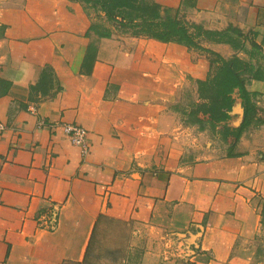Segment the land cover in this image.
<instances>
[{"label": "crops", "instance_id": "0c3cea01", "mask_svg": "<svg viewBox=\"0 0 264 264\" xmlns=\"http://www.w3.org/2000/svg\"><path fill=\"white\" fill-rule=\"evenodd\" d=\"M153 1L256 31L264 48V0ZM97 16L0 0V264H80L95 233L122 264H264V81L246 84L248 107L235 89L223 131L202 130L187 117L207 56L115 27L100 37ZM63 123L88 130L87 152ZM111 230L129 242L106 243Z\"/></svg>", "mask_w": 264, "mask_h": 264}, {"label": "trees", "instance_id": "16d2710c", "mask_svg": "<svg viewBox=\"0 0 264 264\" xmlns=\"http://www.w3.org/2000/svg\"><path fill=\"white\" fill-rule=\"evenodd\" d=\"M75 1L81 2L89 15L92 12L97 13V19L91 24L89 31L100 37H110L115 27L121 32L138 37L177 42L206 54L210 62L209 71L206 78L197 80L196 98L187 117V121L198 125L202 130L215 129L219 123L230 118L236 88L248 107L250 95L246 84L251 80L264 81V48L255 39L256 31L245 32L233 25L223 30L209 29L188 20L180 14L179 9L162 6L153 0ZM207 43L228 44L235 53L225 57L207 46ZM95 52L96 45L91 43L87 55L94 58ZM247 107V122H243L240 131H243L250 121V109ZM102 220L117 222L106 216H103ZM98 258L117 261L118 251L112 247H103L95 233L87 255L80 264H90Z\"/></svg>", "mask_w": 264, "mask_h": 264}, {"label": "rangeland", "instance_id": "374dc122", "mask_svg": "<svg viewBox=\"0 0 264 264\" xmlns=\"http://www.w3.org/2000/svg\"><path fill=\"white\" fill-rule=\"evenodd\" d=\"M205 54V53H204ZM206 55V54H205ZM230 56H232V55H226V57H230ZM262 61L264 62V59H262ZM209 62V61H208ZM209 65H210V62H209ZM191 88H189V90H190ZM189 95H188V91H184V92H182V97H181V100H180V105L182 106V107H187L188 106V103H189ZM223 124V123H222ZM222 124H218L217 126H219V128H215V129H211V128H207V129H209L211 132H213V133H215L216 134V130H219V132L218 133H220V131H223V129L225 128V126L223 127V126H221ZM114 234L115 235H117L116 234V232L114 231V230H111V231H109V234L107 235V238H106V240H105V242L106 243H110V244H112V245H116L117 243H118V245H119V242H122L123 243V245H125L126 243H128L129 242V239L127 240V239H120L119 238V240H117V239H115L114 238ZM148 234V230H144L143 231V235H147ZM262 237V236H261ZM123 238H125V237H123ZM263 238H264V232H263ZM141 241L142 242H145V241H147V237H141ZM67 264H72V263H67ZM90 264H122V261L121 260H117V261H107V260H100L99 258L98 259H94L93 261H92V263H90Z\"/></svg>", "mask_w": 264, "mask_h": 264}, {"label": "built area", "instance_id": "2783aa9c", "mask_svg": "<svg viewBox=\"0 0 264 264\" xmlns=\"http://www.w3.org/2000/svg\"><path fill=\"white\" fill-rule=\"evenodd\" d=\"M65 134L69 137L73 144L77 146H81L83 152H87L88 145H87V136L88 130L81 125L74 124V123H63L61 124ZM6 125L0 120V132L5 130ZM52 228H55V224L48 223Z\"/></svg>", "mask_w": 264, "mask_h": 264}]
</instances>
